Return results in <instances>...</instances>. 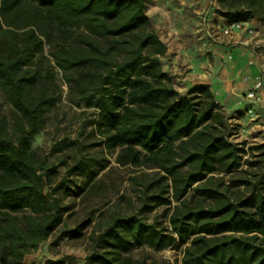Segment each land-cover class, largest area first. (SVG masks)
<instances>
[{
    "label": "trees",
    "instance_id": "trees-1",
    "mask_svg": "<svg viewBox=\"0 0 264 264\" xmlns=\"http://www.w3.org/2000/svg\"><path fill=\"white\" fill-rule=\"evenodd\" d=\"M227 23L264 24V0H217ZM167 44L147 0H0V264H27L53 245L78 239L63 229L71 184L88 193L104 184V149L132 179L138 209L113 213L89 234L84 264H148L131 252L184 246L182 264H264V143L232 140L224 107L207 84L179 91L165 71ZM56 68L95 109L89 134L63 139L73 151L66 174L34 147L62 99ZM150 171V172H148ZM86 175L84 185L70 176ZM169 206L168 227L144 215ZM45 264H80L73 256ZM151 264H158L153 261Z\"/></svg>",
    "mask_w": 264,
    "mask_h": 264
},
{
    "label": "rangeland",
    "instance_id": "rangeland-1",
    "mask_svg": "<svg viewBox=\"0 0 264 264\" xmlns=\"http://www.w3.org/2000/svg\"><path fill=\"white\" fill-rule=\"evenodd\" d=\"M203 0H147V12L151 18L155 30L167 44V54L162 58L165 71L173 78L179 91L186 93L187 84L184 83V65L175 59L181 60L176 55L183 50L184 57H198L203 53L210 54L207 49L205 38L198 31L199 16L203 8ZM256 27L253 29H264V24L254 19ZM248 22H243V26ZM261 52V50H260ZM264 54V53H262ZM181 70V72L179 71ZM57 81L62 88V99L57 107L49 114V120L44 128L34 139V147L47 157V159L60 166L62 175L66 174V164L71 161L73 151L64 148L63 151H54V145L63 140L80 138L88 142H98V137L90 135L93 128L92 121L97 117L95 109H88L78 104L77 95L71 90L63 78V72L56 68ZM0 101L4 104L8 114L11 107L0 92ZM228 124L236 142L247 141L248 144L264 143V133L251 130L252 122L246 112L227 111ZM91 149L95 153L104 149L108 157L107 167L100 173L99 177L104 179V184L98 185L88 193L77 195L79 189L71 184V191L66 197V202L71 206L68 212L67 223L63 229H75L78 225L83 226V235L78 239L65 238L59 244L53 245L57 232L48 241L41 244L39 249L28 255L27 264H45L49 259H60L65 256H73L80 264L86 262V258L92 250L88 237L92 230L101 226L113 213H132L138 209L137 194L138 186L134 183L133 177L142 174L139 169L136 173L129 167L120 166L116 162V156L108 153L102 146H94ZM146 172V171H145ZM150 172V171H148ZM72 181L84 185L86 175L70 176ZM169 206H161L155 211L144 215L152 223H159L160 226L168 227ZM184 246H173L157 251L149 246L139 247L131 252L136 259L147 261L151 264L156 261L158 264H182Z\"/></svg>",
    "mask_w": 264,
    "mask_h": 264
},
{
    "label": "crops",
    "instance_id": "crops-1",
    "mask_svg": "<svg viewBox=\"0 0 264 264\" xmlns=\"http://www.w3.org/2000/svg\"><path fill=\"white\" fill-rule=\"evenodd\" d=\"M203 8L199 16L198 31L205 38L210 54L184 57L179 50L178 61L184 65L185 89L198 84H207L216 95L218 102L227 111H243L253 123L251 130L264 133V84L259 90L260 99H250L247 94L254 88L257 78L262 75L264 66V29H253L255 22L246 23L241 29L224 34L222 28L226 24L224 17L216 8L209 14V26L220 35L221 41L215 42L204 33L206 14L210 11L211 0H203ZM182 52V54H181ZM181 72V70H179Z\"/></svg>",
    "mask_w": 264,
    "mask_h": 264
},
{
    "label": "built area",
    "instance_id": "built-area-1",
    "mask_svg": "<svg viewBox=\"0 0 264 264\" xmlns=\"http://www.w3.org/2000/svg\"><path fill=\"white\" fill-rule=\"evenodd\" d=\"M214 8H216L217 13L221 14L219 12V5H218L217 0H211L210 11H208V13L206 14L207 16L205 19L204 33L207 37H209L213 41L220 42L221 38H220L219 33L213 27H210L208 24L209 23V14L211 12V9L213 10ZM242 27H243V23L240 21H233L231 23L226 22V24L222 28V30H223L224 34H229L233 30L241 29ZM255 52H257L258 55L264 57V54H261L259 51L256 50ZM263 84H264V66H262V75H260L257 78V81L255 83L254 88L247 94L248 98L260 99L259 90L263 87Z\"/></svg>",
    "mask_w": 264,
    "mask_h": 264
}]
</instances>
